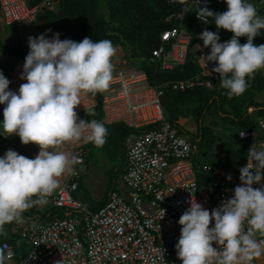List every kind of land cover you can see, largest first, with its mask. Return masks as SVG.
Masks as SVG:
<instances>
[{
	"label": "built area",
	"instance_id": "2783aa9c",
	"mask_svg": "<svg viewBox=\"0 0 264 264\" xmlns=\"http://www.w3.org/2000/svg\"><path fill=\"white\" fill-rule=\"evenodd\" d=\"M31 1L0 0L4 25L32 29L28 38L41 35L39 15L62 0H47L34 6L30 5ZM212 2L201 0V6L209 7ZM185 3L198 7L195 0ZM178 19L180 26L162 35L151 63L158 70L171 71L184 66L191 53L200 73L186 80L151 85L148 71L143 67L114 66V79L107 90L98 96L90 92L82 94L81 104L76 108L81 119L101 103L99 122L105 126L121 124L134 132L127 143L121 178L108 191L104 204L93 211L74 197L93 143L82 139L62 146L60 150L77 155L80 162L75 165L74 173H66L60 179V187L47 197L46 205L35 206L40 212L38 217L16 223V234L29 245L27 255L19 258L12 244L0 242V247L11 248L15 253L7 264H183L175 246L182 228L178 221L190 207V201L196 199L211 211L234 195L235 188L242 183L241 172L207 164L198 169L195 164L200 151L198 133L180 121L171 123L163 105L168 90L214 91L220 82V75L213 71L216 64L207 63L204 58L210 54V46L204 48L202 41L197 53L193 52V38L184 29L185 12ZM196 19L201 24L210 23L209 18L207 23L197 15ZM28 38L24 39V50L12 70L10 90L17 92L26 82L21 79V73L30 51ZM260 72L264 79V69ZM261 120L264 117L256 120L257 131L241 132L245 134L240 135L241 139L250 144L248 152L252 147L264 146ZM12 144L18 153L32 158L40 151L38 145H24L21 139ZM60 211L66 215L59 216Z\"/></svg>",
	"mask_w": 264,
	"mask_h": 264
},
{
	"label": "clouds",
	"instance_id": "9594fccd",
	"mask_svg": "<svg viewBox=\"0 0 264 264\" xmlns=\"http://www.w3.org/2000/svg\"><path fill=\"white\" fill-rule=\"evenodd\" d=\"M195 3L197 17L204 23L213 17L218 29L200 34L203 47L210 46L206 62L216 64L213 71L220 75L229 98L243 95L255 73L264 69V44L254 43L257 36H264V16L250 0H226L228 10L222 13L202 7L201 0ZM184 11H189L187 5ZM221 29L233 37L221 42ZM60 36L57 32L51 38L46 34L28 38L30 51L21 73L26 82L18 92L10 90L11 81L0 70V105L5 106L0 135H18L24 145L40 147L34 158L13 149L0 156V236L7 235L6 224L22 222L24 212L46 205L60 179L75 172L80 158L60 150L62 146L82 139L97 147L107 142L104 123L81 119L76 108L82 94L110 87L117 48L109 39L86 37L77 42ZM241 37L247 42L242 44ZM259 123L264 127V120ZM248 154V164L239 169L242 183L231 198L211 211L192 199L180 217L181 235L175 247L183 264H252L264 255V239L257 238L264 237V146L252 147ZM14 255L11 248L0 247V264Z\"/></svg>",
	"mask_w": 264,
	"mask_h": 264
},
{
	"label": "trees",
	"instance_id": "16d2710c",
	"mask_svg": "<svg viewBox=\"0 0 264 264\" xmlns=\"http://www.w3.org/2000/svg\"><path fill=\"white\" fill-rule=\"evenodd\" d=\"M46 1L32 0L30 5H42ZM254 1L250 0L251 3ZM261 1L263 2L264 9V0ZM185 5L186 3H174L171 0H62L61 3L43 10L39 15V21L43 24L39 26L38 32L48 35L49 38L58 32L61 34L60 38L62 40L72 39L77 42L82 41L86 37H91L93 40L109 39L115 47L119 45L127 47L130 58L140 62L139 66L148 71L151 85L186 80L200 73V67L191 53L188 55L187 62L184 66L177 67L171 71L158 70L156 64L151 63L154 50L161 44L162 34L165 31L180 26L181 21L178 19V15L185 12ZM222 5L225 8H222ZM103 6H105L109 14V20L107 16L99 12ZM188 8L189 11L185 12V21L183 22L184 29L194 38L193 43L195 44L202 41L198 33L202 34L205 29L208 30L214 25V18L209 17V24H201L196 19L195 12L197 9L192 6H188ZM209 8L216 13H222L228 10L226 0H221L220 2L213 0ZM171 16L175 17L170 20L169 18ZM49 29L51 32L48 31ZM261 32L264 33V29ZM16 41L17 46L15 50H12V48L3 46L0 40V52L14 51L17 58L21 57L24 50V41L18 35ZM240 41L242 44L246 43L247 37H241ZM254 43L257 45L264 44V36H257ZM262 78L261 72H256L255 78L250 80V86L255 90H261L263 84ZM98 93L100 92L91 94L98 96ZM253 98L254 93L249 88L243 95L229 98L226 95V90L218 82L217 88L214 91L196 89L183 93L168 90L163 99V105L169 121L173 124L181 120L180 122L187 126L190 123V120L187 118L188 116L198 118L200 148L201 143L206 140L208 144L203 151H211L212 149L208 148V146H211L213 148L211 152L215 151L214 144L221 140L212 128L204 125V121L209 116H224L223 107L227 104L231 105L233 115H227V117L234 120L239 119L243 125V129L238 135L240 148L231 150L226 146L227 148H223V152L214 153L211 157L212 162L207 163V165H213L215 163L222 169L239 171L241 167L245 166L250 145L241 139L240 133L243 131H257L258 127L254 128L253 124L255 123L253 121H255V117L254 114H250L249 109L252 107L257 109L258 111L255 114L264 117V106L255 104L252 101ZM101 117L102 110L100 103L94 112L87 113L83 116V119L100 121ZM249 120L251 123H249ZM106 128L108 129V135L107 142L103 146V153L107 157L113 156L115 158H121V162L124 164L127 143L134 132L121 124L106 126ZM19 142L20 137L18 135L10 136L8 139L0 135V156L5 144ZM112 151L117 154H112ZM24 156L32 158L28 154H24ZM123 168L117 167L115 170L119 172V170L123 171ZM116 181L110 185V190L114 189ZM107 197L108 192L105 194L104 199L95 206L93 205L91 209L93 211L98 210L104 204ZM39 213L35 207H32L28 212L23 213V218H36ZM7 226H13V222L7 224ZM5 231L7 235L0 236V242H9L14 246L19 258L25 257L29 250L27 242L20 235L16 234L15 229L14 232L10 230ZM260 257V262L263 263L264 255Z\"/></svg>",
	"mask_w": 264,
	"mask_h": 264
},
{
	"label": "rangeland",
	"instance_id": "374dc122",
	"mask_svg": "<svg viewBox=\"0 0 264 264\" xmlns=\"http://www.w3.org/2000/svg\"><path fill=\"white\" fill-rule=\"evenodd\" d=\"M217 1L220 2L221 0H217ZM253 4L256 6L259 14L261 16H264L263 2L261 0H255ZM222 8H225V6L222 5ZM99 12L100 14L107 16L108 20L110 19L105 6H103L101 11ZM208 30L213 31V32L218 31L217 26L215 24ZM219 34L221 37V42L230 40L234 35V33L228 30H223V29L219 30ZM198 36L200 37V33H198ZM3 42L14 43L12 39L10 41L1 40L2 45L5 47L6 45ZM200 43L201 41L195 44L192 42V45L194 48L193 52L197 53L196 49ZM14 44L12 46H14ZM116 48H117V56H115L114 58V66L118 67V66L127 65L128 67H131V66L134 67V66L140 65V62L134 61L130 58L127 47L119 45ZM118 53L119 54L124 53V55L119 56ZM16 60H18V58L16 57V53L14 51L0 52V70H3L5 76L9 80L11 79L12 70H13L14 63ZM262 80H263V84H262L261 90L260 89L255 90L251 86L249 87V90L254 93V98L252 101H254L255 104H258L260 106H264V79L262 78ZM4 107H5L4 105H0V121H2L4 118L3 116ZM223 110H224V116L223 115L222 116H216V115L209 116L204 121L205 122L204 125L209 128H212L215 134L219 135V138L221 141L214 144L215 151L213 152H211L213 150L211 146H208L209 149H212L211 151H203L205 146L208 144L206 140H204L201 143V148H200L198 157L195 159V164L197 165L198 169L201 168L203 165L212 162L211 157L214 155V153L223 152V148H225L226 146L230 148L231 150L240 148V140H239L238 135H239V132L243 129V125L239 119L234 120L230 117H227V115H233V109L231 105L229 104L225 105L223 107ZM256 111L258 110L253 107L249 109L250 114H254L255 121L257 119H260L261 117L259 114H255ZM187 118L190 120V123L187 126L199 134L198 118L194 116H188ZM255 121H253V123H255L253 124L254 128L257 127V123ZM249 123H251L250 120H249ZM181 124L183 125V123ZM0 131H2V128H0ZM8 149L15 150V147L9 144H5L3 147L1 156H3ZM90 150H91V153L89 154V157L87 159L88 164L84 171V178L80 184L79 191L74 195V197L75 199H78L81 202H83L86 205V207L91 209L93 205L95 206L96 204L100 203L101 200L104 199L105 194L110 190V185L113 184L114 181L120 180L122 170H119V172H116L115 169L117 167L119 168L121 167L122 169V167H124V164H122L121 158H115L113 156L107 157L103 153V147H97L93 144V146L90 147ZM112 154L116 155L117 153L112 151ZM213 166H218V165L214 163ZM28 211L29 210H27V212ZM65 215L66 213L64 211L59 212V216H65ZM16 223L17 222H13V226L11 227H8L6 224L5 230H10L11 232H14ZM257 238L264 239V237H261L259 235L257 236ZM260 260H261V257L256 258L257 264L259 263L264 264V260H263V263H261Z\"/></svg>",
	"mask_w": 264,
	"mask_h": 264
},
{
	"label": "crops",
	"instance_id": "0c3cea01",
	"mask_svg": "<svg viewBox=\"0 0 264 264\" xmlns=\"http://www.w3.org/2000/svg\"><path fill=\"white\" fill-rule=\"evenodd\" d=\"M40 25H42V22H41ZM32 32H33L32 29L24 28L22 26H14V27L5 26L4 23H3L2 15L0 14V40H2V41H10L12 39V41L15 43L14 44V43H11V42L10 43L3 42L6 45V47H8V48L13 47L12 50L13 49L15 50V48L17 46V41H16L17 35L20 36L21 39L24 41V39L28 38V36L30 34H32ZM13 44H14V46H12ZM118 55L122 56V55H124V53H121V54L118 53ZM116 56H117V54H116ZM4 134H6V133H4ZM6 135H8V133ZM8 144L13 146L12 143H8ZM252 264H257L256 258L253 260Z\"/></svg>",
	"mask_w": 264,
	"mask_h": 264
}]
</instances>
